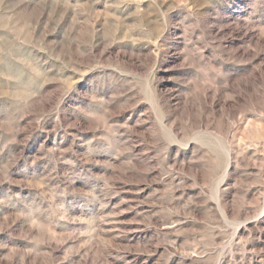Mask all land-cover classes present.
<instances>
[{"label":"rangeland","instance_id":"374dc122","mask_svg":"<svg viewBox=\"0 0 264 264\" xmlns=\"http://www.w3.org/2000/svg\"><path fill=\"white\" fill-rule=\"evenodd\" d=\"M0 264H264V0H0Z\"/></svg>","mask_w":264,"mask_h":264}]
</instances>
